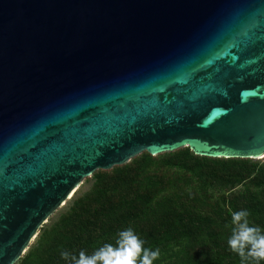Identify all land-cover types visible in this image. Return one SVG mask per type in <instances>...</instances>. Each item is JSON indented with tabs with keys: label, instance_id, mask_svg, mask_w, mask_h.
Returning <instances> with one entry per match:
<instances>
[{
	"label": "water",
	"instance_id": "1",
	"mask_svg": "<svg viewBox=\"0 0 264 264\" xmlns=\"http://www.w3.org/2000/svg\"><path fill=\"white\" fill-rule=\"evenodd\" d=\"M264 158V0H0V264L97 169Z\"/></svg>",
	"mask_w": 264,
	"mask_h": 264
},
{
	"label": "trees",
	"instance_id": "2",
	"mask_svg": "<svg viewBox=\"0 0 264 264\" xmlns=\"http://www.w3.org/2000/svg\"><path fill=\"white\" fill-rule=\"evenodd\" d=\"M254 166L250 159L191 152L181 164L185 172L162 177L171 165L145 151L117 167L118 183H98L75 202L63 252L91 256L105 244L116 245L119 233L131 228L143 247L160 250L153 264H241L228 245L231 212L247 210L249 223L264 229V179L253 175ZM81 219L85 241L77 238ZM52 255V264H71L57 252Z\"/></svg>",
	"mask_w": 264,
	"mask_h": 264
},
{
	"label": "rangeland",
	"instance_id": "3",
	"mask_svg": "<svg viewBox=\"0 0 264 264\" xmlns=\"http://www.w3.org/2000/svg\"><path fill=\"white\" fill-rule=\"evenodd\" d=\"M191 152L193 151L189 147L188 149L186 147H182L175 151H169L155 155L161 163L171 165V170L167 171L162 177H171L173 175L172 172L178 170L181 172V174L185 172L184 168H181V164L185 161L189 153L191 154ZM245 159H250L252 162H254L255 166L253 167V175L264 179V158ZM133 163L138 165L137 160L133 161ZM123 165L124 164L115 165L110 169H97L91 176L86 177L74 195L49 218L43 227L40 228L37 236L23 257L19 260V262H21L20 264H39L43 258L44 264H52L53 261L51 258H54V255L52 254L57 252V255H60L64 250L65 244L67 243V232L68 230H71L70 228L72 226L70 222V215L68 213L73 210L72 207L74 206L75 202L77 200L83 199L82 197H86L85 195L90 192L93 187L98 185V183L103 181L108 183H118L120 177L119 175L122 170L121 168L117 167ZM239 187L242 188L243 185H240ZM192 188L197 189V185L193 184ZM77 226L81 229V232L79 231V234L77 235L78 240L85 241L87 239L85 236V230L87 228L86 220H79V224ZM164 256L167 258L169 253L164 254Z\"/></svg>",
	"mask_w": 264,
	"mask_h": 264
},
{
	"label": "clouds",
	"instance_id": "4",
	"mask_svg": "<svg viewBox=\"0 0 264 264\" xmlns=\"http://www.w3.org/2000/svg\"><path fill=\"white\" fill-rule=\"evenodd\" d=\"M247 210L231 212L230 249L241 257V264H261L264 261V229L249 223ZM142 241L133 229L119 233L116 245L105 244L91 256L84 251L79 256H70L64 251L61 256L71 264H153L159 258L160 250L143 247Z\"/></svg>",
	"mask_w": 264,
	"mask_h": 264
}]
</instances>
